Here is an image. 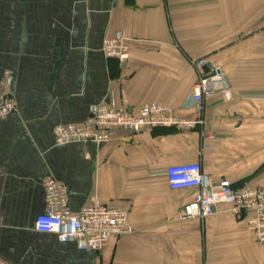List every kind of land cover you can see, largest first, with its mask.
<instances>
[{"label":"crops","instance_id":"1","mask_svg":"<svg viewBox=\"0 0 264 264\" xmlns=\"http://www.w3.org/2000/svg\"><path fill=\"white\" fill-rule=\"evenodd\" d=\"M127 37L129 59L103 47ZM221 69L231 99L208 98L193 130H114L107 143L57 145L115 98L136 113L160 103L194 119L192 91ZM12 73L17 112L0 118V258L11 264H264V245L221 205L178 221L197 191H172L163 172L200 163L213 179L264 189V0H0V92ZM204 132L211 134L203 136ZM69 188L72 214L94 201L128 213V231L100 252L35 230L43 181Z\"/></svg>","mask_w":264,"mask_h":264},{"label":"built area","instance_id":"2","mask_svg":"<svg viewBox=\"0 0 264 264\" xmlns=\"http://www.w3.org/2000/svg\"><path fill=\"white\" fill-rule=\"evenodd\" d=\"M128 39L117 34L104 43L103 51L107 58L123 63L129 59ZM193 66L201 74L192 91V109L196 117L186 119L175 114L167 105L154 103L128 113L117 106L114 97L109 104H101L91 109L90 117L83 125H57L54 138L57 145L73 142L107 143L114 130H124L139 135L146 129L177 128L181 131L193 130L202 124L201 114L205 101L217 94L226 100L231 99L230 89L221 69L203 73L206 59L193 61ZM12 73H5L0 92V118L17 112V102L12 92ZM203 136L211 134L204 132ZM166 176L172 191L195 189L197 193L191 203L184 206L178 221L205 220L216 213L217 207L228 205L239 218H244L249 231L257 242L264 245V189L248 185L234 187L228 179L216 180L202 171L200 163L174 165L168 167ZM45 190V212L35 221V230L41 234H53L60 243L74 242L79 251L100 252L111 238H120L128 231V213L117 206H106L94 201L84 207L78 215L68 208V186L53 178L43 181ZM0 264H11L0 258Z\"/></svg>","mask_w":264,"mask_h":264}]
</instances>
